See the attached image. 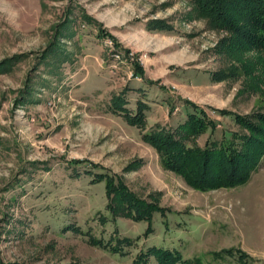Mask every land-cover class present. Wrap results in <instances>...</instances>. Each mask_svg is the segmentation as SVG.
<instances>
[{
	"label": "rangeland",
	"instance_id": "1",
	"mask_svg": "<svg viewBox=\"0 0 264 264\" xmlns=\"http://www.w3.org/2000/svg\"><path fill=\"white\" fill-rule=\"evenodd\" d=\"M159 21L171 28L152 29ZM228 37L189 0H0V62L12 60L0 73V264H159L150 247L176 250L175 264H264V163L242 185L195 190L108 111L136 61L155 84L131 90L125 107L143 101L146 128L181 123L185 98L215 122L198 146L247 133L214 110L263 113L264 65ZM71 159L118 175L158 209L147 219L111 213L102 182Z\"/></svg>",
	"mask_w": 264,
	"mask_h": 264
},
{
	"label": "trees",
	"instance_id": "2",
	"mask_svg": "<svg viewBox=\"0 0 264 264\" xmlns=\"http://www.w3.org/2000/svg\"><path fill=\"white\" fill-rule=\"evenodd\" d=\"M189 1L196 16L205 18L211 28L227 31L230 37L228 39H231L230 45L235 43L238 47L253 51L254 59L264 65V0ZM82 20L90 21L84 15H82ZM151 28L165 31L171 27L159 21ZM98 31H101L100 28ZM114 44L113 47L117 48V45L114 46ZM9 61H12L11 58L0 62V73L6 71L11 64ZM129 64L132 83L110 96L108 111L119 115L125 122L141 130L140 139L154 149L162 169L176 173L192 189L210 191L244 184L250 173L260 163H264V112L257 113L256 116H253L255 120L252 121L226 109H212L220 115L233 116L235 123L249 131L233 136L231 134L229 139L219 142L207 140L202 147L195 143L196 136L208 127L214 129L215 122L208 118L202 107L188 99H182L183 105L187 106L189 110L181 123L171 129L157 124L146 128L144 115L146 105L141 100H135L134 112L131 113L125 107L127 102L125 95L131 90L135 93L144 89V82L149 85H153L155 82L143 78L138 62H129ZM242 67L245 74H250L249 67L246 65ZM218 72L211 75V79L215 82L225 77V75L222 77L221 72ZM134 78H139L140 82H134ZM251 85L252 87L257 86ZM66 164L82 166L85 169L84 172L92 175V182H102L107 205L113 214L130 216L131 212H134L136 215H131V217L147 219L151 212L158 209L155 200L150 201L138 196L124 184L118 175L106 171L91 172L88 167L99 168L100 166L86 159H71L67 160ZM128 167L134 168V165L129 164ZM88 233L87 241L90 244L106 247V243L92 233ZM123 240L127 241L125 238ZM113 245L117 246L118 241ZM113 248L117 249L119 253H123L120 247ZM148 251L153 253L159 264H175L180 259L176 250L150 247ZM226 252L231 253L228 250ZM142 253L146 255V253ZM139 257H141V253ZM140 260L142 264H145L147 256Z\"/></svg>",
	"mask_w": 264,
	"mask_h": 264
},
{
	"label": "built area",
	"instance_id": "3",
	"mask_svg": "<svg viewBox=\"0 0 264 264\" xmlns=\"http://www.w3.org/2000/svg\"><path fill=\"white\" fill-rule=\"evenodd\" d=\"M113 56L117 59L119 58L118 54H113ZM129 76H131V74H129Z\"/></svg>",
	"mask_w": 264,
	"mask_h": 264
},
{
	"label": "crops",
	"instance_id": "4",
	"mask_svg": "<svg viewBox=\"0 0 264 264\" xmlns=\"http://www.w3.org/2000/svg\"><path fill=\"white\" fill-rule=\"evenodd\" d=\"M189 100V99H188ZM204 110V109H203Z\"/></svg>",
	"mask_w": 264,
	"mask_h": 264
}]
</instances>
